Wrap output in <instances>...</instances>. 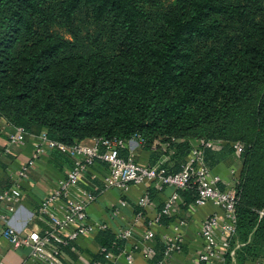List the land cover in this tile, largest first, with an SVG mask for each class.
<instances>
[{"label": "trees", "instance_id": "16d2710c", "mask_svg": "<svg viewBox=\"0 0 264 264\" xmlns=\"http://www.w3.org/2000/svg\"><path fill=\"white\" fill-rule=\"evenodd\" d=\"M145 1L0 0V120L67 145L139 136L145 165L167 156L166 173L180 170L197 140H222L204 157L211 168L231 155L241 162L236 252L255 264L244 245L264 229V0ZM82 12L114 35L68 40L47 30L56 19L73 27ZM180 194L184 207L194 201L193 190ZM96 237L107 251L124 249L109 229Z\"/></svg>", "mask_w": 264, "mask_h": 264}, {"label": "built area", "instance_id": "2783aa9c", "mask_svg": "<svg viewBox=\"0 0 264 264\" xmlns=\"http://www.w3.org/2000/svg\"><path fill=\"white\" fill-rule=\"evenodd\" d=\"M11 126L14 130L9 133L8 141L22 144L28 133L22 126ZM36 137L38 141L33 153L17 172L19 178L27 177L29 168L34 165L45 145L70 156L73 164L66 175L59 179L55 187L39 202L38 215L46 220L47 227L32 229L24 234L18 233L10 226L0 229V239L6 240L13 247H27L31 260L43 264H65L61 259L62 247L71 244L82 235L107 229L104 222L89 217L88 206L97 196L78 186L82 173L91 170L96 160L106 166V173L101 177L103 190H116L121 205L128 204L125 197L132 185H143L142 193L134 200V205L139 209L134 213L133 220L134 224L139 220L145 223L138 241L145 254L151 256L155 254L154 241L157 234L153 226L161 223L163 217L172 215L175 205L180 201L182 190L195 192L191 204L194 207H203L207 204L213 207L199 225L200 245L193 257V264H228V257L239 246V241L235 238L237 233L235 190L227 187L221 175L208 166L204 157L206 149L221 144L222 140H197L181 164L180 170L166 173L162 165L148 166L136 161L134 147L143 146L144 142L139 136L127 140L100 136L71 145L49 139L45 131ZM172 141L175 142V139L171 138L170 141L163 143L155 140L152 147L156 145L166 147ZM232 146L237 152L242 148L239 141L233 142ZM166 159L167 156L159 163ZM92 177H97V172L92 171ZM151 188L159 193L165 189L170 191L162 205L155 209L153 216L147 217L143 210L153 204ZM19 192L20 187L17 183L11 189L0 191V202L5 204L8 211L15 210L20 199ZM130 206L133 207L131 204ZM116 213L118 209L114 210V214ZM186 224L183 218L169 222L167 231L158 237L163 245L161 258L153 264H171L173 254L186 244ZM115 234L118 238L128 240L133 236V223L125 228H118ZM99 252L103 254L105 262L93 261L89 264H114V259L121 253L124 255L125 264H133L134 261L132 251L126 252L123 249L121 253L114 254L105 247H100Z\"/></svg>", "mask_w": 264, "mask_h": 264}, {"label": "crops", "instance_id": "0c3cea01", "mask_svg": "<svg viewBox=\"0 0 264 264\" xmlns=\"http://www.w3.org/2000/svg\"><path fill=\"white\" fill-rule=\"evenodd\" d=\"M13 130L14 128L11 125L0 120V191L11 189L15 183L20 187V199L13 212L8 211L5 204L0 202V229L10 226L18 233L24 234L32 229L47 227L46 220L38 215L39 202L45 194L55 187L56 182L66 175L72 166L73 160L70 156L45 145L34 165L29 168L27 177L19 178L17 172L33 153L38 139L35 135L27 134L22 144L10 143L8 135ZM133 152L139 162L142 164L147 163L148 151L146 149L135 146ZM212 169L221 175L227 187L234 188L238 182L237 174L240 172L241 162L236 156L231 155L218 162ZM92 171L97 172V177H92ZM104 173H106V166L103 162L96 160L94 167L91 170L84 171L79 178L78 186L97 196L96 200L88 206L89 217L104 222L107 229L113 233H116L118 228H125L133 223V236L125 240L124 251L133 252V264H153V256L145 254L143 247L138 243L139 234L145 228V223L143 220H139L134 224L133 220L134 213L139 209L134 205V200L142 193L143 185H132L125 197L128 204L121 205L120 196L116 190H103L101 177ZM169 191V189H165V191L159 193L156 189H150L153 204L143 210L147 217L153 216L155 209L162 205ZM182 200L180 194V201L175 205L172 215L167 216L168 218L171 217L169 222L183 218L187 223L186 244L183 245L180 251L173 254L170 260L171 264H193V257L200 245L199 225L213 209L211 204L194 207L191 203L184 207ZM116 209H118V213L114 214ZM162 220L161 223L153 226L157 234L154 244L159 241L158 237L161 233L167 231L169 222L165 224ZM97 234L98 232L82 235L71 244L62 247V261L65 264H88L93 256L99 253L101 247L96 237ZM238 247L228 257V264L243 263V260L239 261L238 259V252H236ZM0 264L43 263L31 260L27 247H13L6 240L0 239ZM114 264H125L122 253L114 259Z\"/></svg>", "mask_w": 264, "mask_h": 264}, {"label": "rangeland", "instance_id": "374dc122", "mask_svg": "<svg viewBox=\"0 0 264 264\" xmlns=\"http://www.w3.org/2000/svg\"><path fill=\"white\" fill-rule=\"evenodd\" d=\"M47 1L53 3L56 6L59 0H47ZM157 1L158 0H146L145 4L149 8L152 5H154V2L157 3ZM161 1H163L164 3L169 2V0H161ZM84 16L85 14L83 12L80 13L73 27H68L65 23L61 21V19H56L52 21L51 23H49L47 30L51 34L62 36L68 40L73 39L74 35H77L79 37H88L92 40L97 37L98 42H102L103 39L110 38V35H114L110 31L109 23L107 21L101 24L93 25L89 23L88 19H86ZM201 132L204 133L203 131ZM140 147L143 148V146H140ZM164 157L166 156H161L160 159L155 163V165L163 166L167 159L162 161V163H159V162ZM260 213L262 214L261 211ZM238 237H239V234L237 232L235 238L238 239ZM239 239L242 241L241 237H239ZM245 242L246 244L244 246H249L250 249H252L254 253L255 252L258 253V255L254 254L252 256V257L256 256L255 258H253L255 260L254 262H259V264L260 262L264 263V229L262 233H259V234L256 233V230L255 231L252 230L251 233L248 235Z\"/></svg>", "mask_w": 264, "mask_h": 264}]
</instances>
